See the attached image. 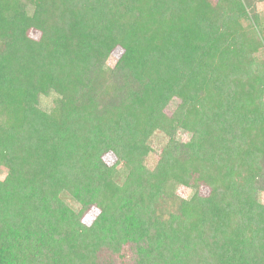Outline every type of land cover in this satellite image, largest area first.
<instances>
[{
	"label": "trees",
	"instance_id": "obj_1",
	"mask_svg": "<svg viewBox=\"0 0 264 264\" xmlns=\"http://www.w3.org/2000/svg\"><path fill=\"white\" fill-rule=\"evenodd\" d=\"M257 3L0 0V264H264Z\"/></svg>",
	"mask_w": 264,
	"mask_h": 264
},
{
	"label": "rangeland",
	"instance_id": "obj_2",
	"mask_svg": "<svg viewBox=\"0 0 264 264\" xmlns=\"http://www.w3.org/2000/svg\"><path fill=\"white\" fill-rule=\"evenodd\" d=\"M258 12L260 13L261 17L263 18L264 21V3H257L256 5ZM122 51L119 49L117 51H115L113 53V55L110 57L109 61H108V65L113 67L117 60L119 59V57L121 56ZM55 100V96H50V97H46V96H42L41 97V105L43 107V109H50L52 107V105L54 104ZM175 105V103H174ZM173 108V106H171V108H169V112L171 111V109ZM190 138V135L183 132V131H179L177 134V139L180 141H188V139ZM165 139L162 136H156L153 138L152 140V148H153V153L152 155L149 157V165L154 166L155 165V158L158 157L159 153H160V149L164 146L165 144ZM167 142V141H166ZM111 158L108 160L109 162ZM177 195L179 198L181 199H189L191 198V196L193 195V191L190 188H186V187H179L177 190ZM262 201L264 202V196H262ZM98 211L97 210H92L88 216L85 218V223L86 224H90L95 217L97 216Z\"/></svg>",
	"mask_w": 264,
	"mask_h": 264
}]
</instances>
